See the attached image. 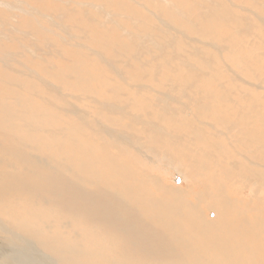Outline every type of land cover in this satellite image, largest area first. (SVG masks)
Returning <instances> with one entry per match:
<instances>
[{
	"label": "rangeland",
	"instance_id": "1",
	"mask_svg": "<svg viewBox=\"0 0 264 264\" xmlns=\"http://www.w3.org/2000/svg\"><path fill=\"white\" fill-rule=\"evenodd\" d=\"M123 1L107 5L112 21L108 28L80 21L64 30L57 20L43 23L52 30L47 31L27 18L24 38L31 39L0 40V177H8L0 179V214L11 217L14 225H32L38 234L51 236L54 250L66 247L68 264H264V3L260 7L254 0H215L223 6L212 10L225 16L214 11L219 20L211 14L207 27L195 29V14L208 13L196 5L203 0H191L194 6L178 0L182 15L161 1ZM224 1L236 5L231 10ZM96 13L107 23L103 9ZM235 17L240 23L231 21ZM162 22L174 27V39L169 41L172 35ZM247 26L249 35H243L240 29ZM149 33L156 39H138L142 34L148 39ZM31 40L51 53L36 48L31 53ZM179 64L192 65L207 76L197 79L183 70L179 78L174 72ZM139 78L151 91L170 94L175 101L170 114L155 115L153 93L133 91L131 83ZM112 99L130 119L140 114L154 121V130L145 135L138 132L142 127L131 129L143 138L140 144L146 152L158 150L164 160L136 156L133 146L122 148L105 134L102 124L130 131L127 119L113 123L120 116L106 105ZM212 106V116H199L208 125L191 119L195 108L201 107L202 113L209 107L211 114ZM35 109L46 117L51 114L50 126L44 125L50 121L46 117L42 125L36 122ZM37 138L52 143L50 155L36 149ZM37 154L49 161L44 165L52 180L30 160ZM28 169L36 172L34 178L33 173L25 175L33 178V187L39 170L43 180H51L49 187L42 180L43 189L29 193L30 181L21 175ZM5 236L0 231V248ZM55 251L58 256L60 251Z\"/></svg>",
	"mask_w": 264,
	"mask_h": 264
},
{
	"label": "bare ground",
	"instance_id": "2",
	"mask_svg": "<svg viewBox=\"0 0 264 264\" xmlns=\"http://www.w3.org/2000/svg\"><path fill=\"white\" fill-rule=\"evenodd\" d=\"M96 1H99V2H97L96 3ZM128 4H129V2H128V0H125ZM154 1H161V2H165V3H167L169 6H173V7H175V10L180 14V15H182V14H184L183 13V11H181L180 9H178V8H176L177 7V5H178V3L180 2V1H178V0H154ZM189 5L191 4L192 6H194L193 5V3H191L190 1L191 0H185ZM204 2H203V4H202V2L200 3V1H197V7L199 8H202L203 10L205 9V10H207L208 11V13H207V15H204V14H202V12H200V13H198V14H195V15H198L196 18H195V20H194V23L193 24H191L192 25V27L193 28H195V29H201V27H203V24H205L206 25V27H207V24L205 23V22H207L206 20H207V18L209 19L210 17H211V14L212 15H214V16H216L217 17V15H215L214 14V11L216 12V14L218 13L217 11H216V9L214 8V11L212 10V8L214 7V6H223L222 5V1L221 2H218L217 1V3H216V1L215 0H203ZM230 1H232V0H230ZM255 1V5H257V6H260V4L261 3H264V0H254ZM121 2H124L123 0H0V40H2V39H6V40H12L11 38H16L18 41H21L23 38H24V35L25 34H27L28 32H27V30H24V28H28L27 27V25L25 26L24 24H23V22H25V21H23L24 19L26 20L27 18H30V19H32L33 18V21L32 22H35V23H38V27H42V28H44V30H47V27L46 26H43V23H47V22H49V23H51L52 21L54 22V21H56L57 22V20L59 21V25H61L60 27H62V29H67V30H70V27H72L73 28V26H72V24H77V23H79L80 21H82V23H84L85 21L86 22H88V23H97V24H99L102 28H108L110 25H111V23H112V21L108 18V15L107 14H109V11L106 9L108 6V4H113V5H115L116 3H120V4H122ZM134 1L133 0H130V5H131V3H133ZM196 2V1H195ZM199 2V3H198ZM243 2V1H242ZM224 5H228L225 1H224ZM97 4H99V5H97ZM101 4V5H100ZM233 4V5H232ZM190 5V6H191ZM236 5V4H235ZM235 5H234V3H231V5L229 6V7H231V10H232V8L233 7H235ZM262 6V5H261ZM260 6V7H261ZM264 6V5H263ZM145 8H147V9H149V7L148 6H145ZM196 8V7H195ZM98 9H103V15H104V17H105V19H106V22L107 23H102L101 22V19H100V15L99 14H97L96 12L98 11ZM240 9V8H239ZM224 10V9H223ZM235 10V9H234ZM213 11V12H212ZM219 11H220V9H219ZM197 12V11H196ZM230 12H232V11H230ZM220 13V12H219ZM219 13H218V15H219ZM224 13H225V11H224ZM233 13V12H232ZM264 13V12H263ZM227 14V13H226ZM236 14V13H235ZM125 15V14H124ZM222 15H224V14H220L219 16H221L222 17ZM230 15V14H229ZM242 15V14H241ZM241 15H237V16H241ZM121 16V15H120ZM127 16H129V15H127ZM225 16V15H224ZM223 16V17H224ZM243 16V15H242ZM241 16V17H242ZM213 17V16H212ZM212 17H211V20H212ZM229 17H231V16H229ZM204 18H206L205 20H204ZM217 19H218V17H217ZM220 19V18H219ZM218 19V20H219ZM227 19H228V16H227ZM51 20V21H50ZM210 21V20H209ZM231 21H235V23L236 22H239L240 23V21L239 20H236V17H235V19L233 20H231ZM15 22H16V24H15ZM211 22V21H210ZM219 22H221V21H219ZM224 21H223V19H222V22L221 23H223ZM226 22V21H225ZM29 23H31V22H29ZM213 23V22H212ZM220 23V24H221ZM228 23V22H227ZM226 23V24H227ZM54 24H56V23H54ZM53 24V25H54ZM33 25V24H32ZM162 25H163V27H165L166 28V33H168V32H170V33H168L169 35H172V37H170L169 38V41L171 40V39H174L175 38V36H173V32H171V28L173 27H171V26H169L168 24H164L163 22H162ZM201 27H200V26ZM225 25V24H224ZM228 25H229V23H228ZM234 25V24H233ZM243 25H245V24H243ZM248 25L251 27V28H253V26H254V24H253V22H252V20L251 19H249V22H248ZM50 26H52V25H50ZM69 26V27H68ZM217 26V25H216ZM238 26V25H237ZM206 27L204 28V29H206ZM229 27V26H228ZM241 27V26H240ZM250 27H243V28H241L240 30H242V34L244 35V34H248L249 35V31H250ZM93 28V27H92ZM174 28V27H173ZM227 28V27H226ZM50 29V28H49ZM52 29V28H51ZM111 29V28H110ZM110 29H106V30H110ZM42 30V29H41ZM160 30H162V29H160ZM174 31H175V29H173ZM180 30V29H179ZM239 30V31H240ZM47 31H52V30H47ZM46 31V32H47ZM86 31L88 32L86 35H88V37H86V38H88L89 39V31L86 29ZM127 31V30H126ZM183 31V30H182ZM128 32V31H127ZM126 32V33H127ZM241 32V31H240ZM173 33V34H172ZM179 33V32H178ZM207 33V32H206ZM238 34H240V33H238ZM143 36H140V37H138V39H140L143 43H147L148 41H151V40H153V39H156V36H151V34L149 33V38L147 39L146 37H144V34H142ZM147 35V34H146ZM156 35V34H155ZM175 35V34H174ZM150 37H152V38H150ZM29 39H31V37L30 36H26L25 38H24V40H22V42H25V41H27V40H29ZM191 39V38H190ZM194 40V39H193ZM32 42H33V40H31ZM31 42V43H32ZM152 42H154V41H152ZM61 43V42H60ZM133 43H135V46H136V48H138L139 47V43L138 42H131V45L133 44ZM154 43H156V42H154ZM160 43H161V41H160ZM163 43V42H162ZM29 44V43H28ZM149 44V43H148ZM164 44L165 45H167V41H164ZM26 45V44H25ZM32 45V44H31ZM33 45L34 46H31L32 48H31V53H34L35 51H34V48H36V49H38V50H40V52H42V53H44V54H50L51 53V50H50V48H47V51H44V50H42L40 47H38L34 42H33ZM52 47H54V48H56L54 45L52 46ZM191 47H192V45H191ZM37 50V51H38ZM34 51V52H33ZM96 54V53H95ZM34 55H36L37 57H40L41 56V54H34ZM183 58V57H182ZM175 59V58H174ZM179 59V58H178ZM139 61V60H138ZM137 61V62H138ZM175 61V60H174ZM177 61V60H176ZM175 61V62H176ZM178 62V61H177ZM139 63V62H138ZM187 63V62H186ZM145 64V63H144ZM178 64V63H177ZM147 65V64H146ZM180 65L181 64H179V66H178V68H180ZM183 65V64H182ZM182 65H181V68L180 69H174V72H177V73H179L178 75L177 74H175V76L177 75V77H179L180 78V75L182 74V72H183V70H185L184 71V73L185 72H187V73H190L191 75H192V77L193 78H196V77H198L197 79H200V78H204V76H207V74H205L204 73V71H203V74L202 75H199V73L195 70V69H193V66L192 65H188V64H184L183 66L184 67H182ZM131 66V65H130ZM140 66V65H139ZM144 66V65H143ZM148 66V65H147ZM159 67H160V65H158ZM165 66V65H164ZM174 66V68H176L177 67V65H176V63H175V65H173ZM176 66V67H175ZM133 67H135L134 65H133ZM155 67H157V65L155 66ZM213 67V66H212ZM138 67H136L135 69H137ZM145 68V67H144ZM165 68V67H164ZM170 68H172V64H171V66H170ZM200 72H202L199 68H197ZM167 70H169L168 69V67H167ZM160 71V70H159ZM206 71V70H205ZM215 71V70H214ZM162 72H164V71H162ZM135 73H136V71H135ZM160 73V72H159ZM167 73V72H166ZM187 73H186V75H187ZM135 75V74H134ZM160 75V74H159ZM210 75V74H209ZM152 76V75H151ZM161 76H162V74H161ZM174 76V75H173ZM183 76L184 77H186L185 75H182V79H183ZM146 77V76H145ZM171 77V76H170ZM176 77V78H177ZM188 77H190V75H187V77L186 78H188ZM216 77V76H215ZM240 77V76H239ZM131 78V77H130ZM185 78V79H186ZM193 78H192V80H193ZM214 78V77H213ZM238 78V77H237ZM242 78V77H241ZM143 79V78H142ZM147 79V78H146ZM148 79H149V77H148ZM160 79V78H159ZM162 79H163V77H162ZM167 79V78H166ZM184 79V80H185ZM191 79V78H190ZM190 79H188V80H190ZM215 79H217V78H215ZM131 80H132V78H131ZM155 80V79H154ZM196 80V79H195ZM235 80V79H234ZM242 80H243V78H242ZM146 81V80H145ZM173 81V80H172ZM214 81V80H213ZM236 81V80H235ZM234 81V82H235ZM239 81V80H238ZM244 81V80H243ZM142 82V80L139 78V80L138 81H136V82H132L131 84L133 85H131L130 87H133V91H135V92H137V94H138V92L139 91H143V90H145L144 92H147L148 94H154V99H156V102L158 103L157 105H155L154 107H156V109L158 108V112H156V114L155 115H157V116H159V117H161V116H165V115H163L162 113L164 112V114H170V107H169V105H171V103L172 102H175L174 100H172L171 98H170V94L168 95L167 94V92H160L159 90L160 89H158V92L156 91V89L155 90H150V87L148 86V85H146V84H142L141 83ZM153 82V81H152ZM157 82V81H156ZM159 83H160V81H158ZM162 82H163V80H162ZM182 82H185V81H182ZM198 82H199V80H198ZM198 82H196V83H198ZM249 82V81H248ZM251 82V81H250ZM145 83V82H144ZM167 83H169V82H167ZM171 83V82H170ZM172 83H174V82H172ZM160 84H162V83H160ZM175 84V83H174ZM195 84V83H194ZM252 83H250V85H251ZM170 85V84H169ZM171 85H173V84H171ZM236 85V84H235ZM161 86V85H160ZM175 86V85H174ZM196 85H194L193 87H195ZM199 86V85H198ZM248 86V85H247ZM152 87V86H151ZM163 87H165V83H164V86ZM162 87V88H163ZM193 87L190 85V88H192L193 89ZM201 87V86H200ZM256 87V86H255ZM153 88V87H152ZM156 88V87H155ZM183 88V87H182ZM205 88V87H204ZM253 88V87H252ZM132 89V88H131ZM164 89V88H163ZM163 89L161 90V91H163ZM206 89V88H205ZM205 89L204 90H202L201 89V91L203 92V93H205L204 91H205ZM199 90V89H198ZM207 90V89H206ZM168 91V90H167ZM180 91V90H179ZM194 92H197V90L195 91V90H193ZM171 92H172V90H171ZM175 92V91H174ZM198 93V92H197ZM196 93V94H197ZM125 94V93H124ZM178 94V93H177ZM113 95V94H112ZM133 95H134V93H133ZM140 95V94H139ZM174 95V94H173ZM195 95V94H194ZM214 95V94H213ZM224 95V94H223ZM242 95V94H241ZM246 95V94H245ZM40 96V95H39ZM115 96V95H114ZM124 96V95H123ZM147 96V95H146ZM247 96V95H246ZM111 97V96H110ZM118 97V96H117ZM116 97V98H117ZM139 97V96H138ZM137 97V98H138ZM144 97V96H143ZM210 97V96H209ZM115 98V97H114ZM118 98H120V97H118ZM211 98V97H210ZM93 99H95V101H96V99H98L97 101H100V98L99 97H94ZM133 99V98H132ZM153 99V100H154ZM171 99V100H170ZM201 100V99H200ZM218 100V99H217ZM220 100V99H219ZM109 101V100H108ZM112 102H108L106 105H108L109 107H110V110H112V111H114V112H116V114H118L120 117H117V119H112V121H113V123H114V121L115 120H121V119H127V127L128 128H130V131L127 129V130H123L122 131V129L120 130V129H118L117 127H113L112 125H110V124H102L100 127H104V132H105V134L106 135H109V136H111L113 139H116L117 141H118V145H121L122 146V148H124V146L126 145V147L128 148V147H131V146H133V148H135L136 150H137V152L135 153L134 152V154L136 155L137 153H144V155H146L148 158L147 159H151V161H158V160H164V158H158L159 156H160V153H162V152H160V151H158L157 150V152H154V153H148V152H146L145 151V145L143 144V145H141L140 144V142H142V137H137L133 132H132V129L131 128H136L137 130H138V128L137 127H142L141 129H142V131H140L141 129H139L138 130V132L140 133V134H143V135H145L146 133H148L149 132V130L150 129H152V130H154V125L151 123V122H154V121H150V123L147 121V120H145V117H143V116H139V115H136V116H132V118L130 119V117H128V115H125L124 113H126V112H124L123 111V109L124 108H122L121 106H120V102H119V104H118V102L117 101H114L113 99L111 100ZM155 101V100H154ZM259 101H260V97H259ZM148 102V101H147ZM148 103H150L151 104V107H153V105H152V101H150L149 100V102ZM163 103H169V104H166L167 105V107L165 108V104L163 105ZM105 104V103H104ZM112 104H116L118 107H116V106H111ZM148 105V104H147ZM260 106V105H259ZM126 107V106H125ZM149 107V106H148ZM213 107V106H212ZM35 108V107H34ZM76 108V107H75ZM195 108V107H194ZM198 108H201V107H198ZM196 109L195 108V110H194V112H192L191 113V119H193V120H196V119H198L199 121H200V124L202 125H206L207 124V122L204 120V119H202V118H199V116H200V114H206V115H209V116H212L214 113H215V111H216V109L213 107V108H210V109H212V113L210 114L209 113V107H207V108H205V109H202V113H200V109ZM230 108V107H229ZM257 108V107H256ZM48 109V108H47ZM65 109H67V108H64V110ZM42 110H44L43 108H42ZM46 110V109H45ZM44 110V111H45ZM49 110H51V109H49ZM192 110V109H191ZM217 110H220V113H222L221 112V109H220V107H217ZM29 111H31V109H29ZM44 111H41V110H39V109H35L34 110V113L35 114H37V120H36V122L37 123H41L42 122V119L44 118V117H46V112H44ZM48 111V110H47ZM145 111V110H144ZM147 111V110H146ZM53 112V111H52ZM68 112H70V109H68ZM31 113H33L32 111H31ZM147 113V112H146ZM146 113H144V114H146ZM150 113V112H149ZM259 113V112H258ZM127 114V113H126ZM252 114V113H251ZM130 115V114H129ZM148 115V114H147ZM216 115V114H215ZM214 115V116H215ZM232 115V114H231ZM260 115V114H259ZM50 116H51V114L50 115H48L46 118H49V120L50 121H48L47 123H44V125L45 126H50L51 125V119H50ZM75 116V115H74ZM146 116V115H145ZM214 116L213 117H210V118H214ZM54 117H55V114H54ZM148 117V116H147ZM35 118V119H36ZM81 118V117H80ZM256 118V117H255ZM261 118V117H260ZM56 118H54V120H55ZM101 119V118H100ZM176 119V118H175ZM216 119V118H215ZM218 119V118H217ZM262 119V118H261ZM103 120V119H102ZM109 120V119H108ZM198 120H196V123H198L199 121ZM246 120V119H245ZM15 121H16V119H15ZM14 121V122H15ZM59 121V120H58ZM101 121V120H100ZM173 121V120H172ZM189 121V120H188ZM55 122V121H54ZM118 122H121V121H116V123H118ZM210 122V121H209ZM252 122V121H251ZM57 123V122H56ZM60 123V122H59ZM245 123V122H244ZM243 123V124H244ZM191 124V123H190ZM195 124V123H194ZM242 124V125H243ZM41 125H42V123H41ZM56 125V124H55ZM208 125V124H207ZM210 125V124H209ZM249 125H250V123H249ZM210 126H213V125H210ZM229 126V125H228ZM232 126V125H231ZM157 127H158V125H157ZM215 127V126H214ZM238 127H240V126H238ZM225 128H226V126H225ZM234 128V127H233ZM237 128V127H236ZM245 128V127H244ZM60 129H61V126H60ZM66 129V128H65ZM193 129V128H192ZM196 128H194V130H195ZM217 129V128H216ZM247 129H249V128H247ZM40 130V129H39ZM44 130V129H43ZM230 130H231V128H230ZM45 131H51V129L49 128V129H45ZM101 131V130H100ZM161 131V130H160ZM214 131H216V130H214ZM228 131V130H227ZM191 132H193V130H191ZM65 133V132H64ZM162 133V132H161ZM211 133V132H210ZM248 133V132H247ZM160 135V134H159ZM158 135V136H159ZM239 135V134H238ZM149 136V135H148ZM157 136V137H158ZM160 136H162V134L160 135ZM159 136V137H160ZM166 136V135H165ZM164 136V137H165ZM218 136V135H217ZM245 136V135H244ZM251 136V135H250ZM260 136V135H259ZM258 136V137H259ZM147 137V136H146ZM156 137V136H155ZM156 137V138H157ZM54 138V137H53ZM162 138V137H161ZM176 138V137H175ZM219 138V137H218ZM231 138H232V136H231ZM56 139V138H55ZM149 139V138H148ZM234 139V138H233ZM249 139V138H248ZM256 139V138H255ZM257 139H260V137L259 138H257ZM252 140V139H251ZM54 142H55V140H53ZM52 141V142H53ZM33 142V141H32ZM34 142L36 143V149H41L42 151H44L47 155H50V150L52 149V143L51 142H42V141H40L39 140V138H37L36 140H34ZM253 142V141H252ZM261 142V141H260ZM100 143V142H99ZM245 143V142H244ZM254 143V142H253ZM262 143V142H261ZM2 144H3V142H2ZM55 144V143H54ZM21 145V144H20ZM1 146V145H0ZM3 146V145H2ZM10 146V145H9ZM216 146V145H215ZM118 147H120V146H118ZM121 148V149H122ZM4 149H6V148H4ZM132 150V149H131ZM8 151V150H7ZM63 151V150H62ZM122 151V150H121ZM121 151H119V152H121ZM195 151H197L196 149H195ZM248 151V150H247ZM252 151V150H251ZM1 152V151H0ZM8 152H6V154H7ZM2 154V153H1ZM54 154V153H53ZM9 155V154H8ZM52 155V154H51ZM149 155H151V156H149ZM165 155H166V153H165ZM204 155V154H203ZM137 156V155H136ZM139 156V155H138ZM164 156V155H163ZM191 156V155H190ZM9 158V157H8ZM48 158V157H47ZM143 158V157H142ZM141 158V159H142ZM10 159V158H9ZM116 159V158H115ZM118 159V158H117ZM167 159H168V161L170 160L169 159V156H167ZM173 159V158H172ZM174 159H176V158H174ZM31 161H32V163L33 164H38V166L39 167H41V168H43L42 170L44 171V177L45 178H49V176H50V170L49 169H47V165H44V164H47L49 161L43 156V155H41V154H37L34 158H31L30 159ZM50 160V159H49ZM139 160V159H138ZM143 160V159H142ZM5 161V160H4ZM11 161V159L9 160V162ZM148 161V160H147ZM172 161H174V160H172ZM6 162H8V161H6ZM59 162V161H58ZM175 162V161H174ZM215 162V161H214ZM13 164V163H12ZM33 164H31V165H33ZM115 164V163H114ZM139 164V163H138ZM174 164V163H173ZM16 165V164H15ZM50 165V164H49ZM58 165V164H57ZM61 165V164H60ZM116 165V164H115ZM11 166V165H10ZM13 166V165H12ZM47 166V167H46ZM59 166V165H58ZM145 166V165H144ZM14 167V166H13ZM16 167V166H15ZM35 167V166H34ZM51 167H52V165H51ZM262 167V166H261ZM264 167V166H263ZM31 168V167H30ZM25 169H27V168H25ZM38 169H40V168H38ZM16 170V169H15ZM33 170V169H32ZM31 169H28V170H26V172H24V173H22L21 175H23V179H24V181H30V183H28V184H26L30 189H33V191L32 192H30L29 191V193H34V191L36 190V187H39V188H41L39 185H40V183H42L43 184V182L45 183V186L44 187H49V182L52 180V177L50 176V178H51V180H48V179H44L43 180V176L42 175H40V173H42V172H40V170H39V173L38 174H36L37 176H38V178L37 179H35L37 182V186H35V187H33L35 184H34V180H32L33 178H34V173H36V172H34L33 173V171H32ZM35 170H37L36 169V167H35ZM129 170V169H128ZM19 171V170H18ZM21 171V170H20ZM176 171H177V169H176ZM5 172V171H4ZM13 172H15V171H13ZM27 172H29V173H33V174H30V176L31 177H33V178H31V180H28V179H26L25 178V175H27ZM130 172V171H129ZM251 172V171H250ZM10 173V172H9ZM62 173V172H61ZM13 173H11V175H12ZM43 174V173H42ZM16 175V174H15ZM264 175V174H263ZM28 176H29V174H28ZM22 177V176H21ZM54 177V176H53ZM125 177V176H124ZM245 177V176H244ZM8 177L7 176H3V174H1V177H0V179H7ZM29 178V177H28ZM130 178V177H129ZM10 179V178H9ZM55 179V178H54ZM14 180V179H13ZM42 180H43V182H42ZM263 180V179H262ZM255 182V181H254ZM81 183H82V181H81ZM80 183V184H81ZM191 183V182H190ZM17 184V183H16ZM52 185V184H51ZM1 186H2V184H1V181H0V189H1ZM18 186H20V185H18ZM32 187V188H31ZM21 188H23V187H21ZM51 188V187H50ZM49 188V189H50ZM3 189H5V187L3 188ZM41 189H43V187L41 188ZM41 189H39V190H41ZM46 190H47V188H45ZM52 189V188H51ZM38 190V191H39ZM27 191V190H26ZM43 191V190H42ZM41 191V192H42ZM5 193H6V191H5ZM40 194H43V192L42 193H40ZM39 194V195H40ZM35 195V194H34ZM35 197V196H34ZM36 198V197H35ZM34 198V199H35ZM13 199V198H12ZM11 199V200H12ZM33 199V198H32ZM33 199V200H34ZM37 199V198H36ZM119 199V198H118ZM10 201V200H9ZM36 201V200H35ZM14 203H16V202H14ZM158 204V203H157ZM34 210V209H33ZM14 214H16V211H14ZM3 214H0V231H2V232H4L7 236L9 235V233H10V235H11V237H7V236H5V237H3V238H5L4 239V242L1 244V248H0V264H68L67 263V261H66V259H65V255H63L64 254V252H65V250H66V247H60V248H56L58 251H60L59 253H58V256H55L54 255V253L56 252L52 247L54 246V243H53V241H52V238H51V236H49V237H47V236H45V234H44V232H42V235H41V233L40 234H38V232L36 231V230H34V229H32V225H25L24 223L22 224V225H24V228H23V226L21 225V224H18V225H14L13 223H12V219H11V217H7L6 215L5 216H2ZM17 215V214H16ZM30 215V214H29ZM9 216H13V215H9ZM61 216V215H60ZM14 217H18V216H14ZM60 218V217H59ZM61 218H62V216H61ZM20 221V220H19ZM32 222V221H31ZM67 222V221H66ZM28 224V223H27ZM67 224V223H66ZM66 224H65V226H63L62 227V229H63V234H65V233H67V230H68V228H67V226H66ZM35 226V225H34ZM70 230V229H69ZM13 231V232H12ZM41 232V231H40ZM47 235V234H46ZM206 241V240H205ZM116 244V243H115ZM68 251V250H67ZM67 253V252H66ZM65 253V254H66ZM66 256H68V255H66ZM70 256V255H69ZM77 256V255H76ZM110 258V257H109ZM69 262H70V259H69ZM72 262V261H71ZM70 262V263H71Z\"/></svg>",
	"mask_w": 264,
	"mask_h": 264
}]
</instances>
